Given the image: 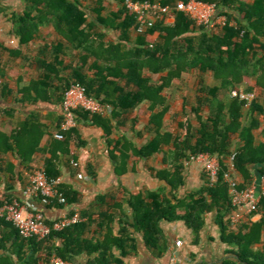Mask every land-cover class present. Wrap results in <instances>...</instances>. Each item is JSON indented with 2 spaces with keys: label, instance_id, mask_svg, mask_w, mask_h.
Here are the masks:
<instances>
[{
  "label": "trees",
  "instance_id": "16d2710c",
  "mask_svg": "<svg viewBox=\"0 0 264 264\" xmlns=\"http://www.w3.org/2000/svg\"><path fill=\"white\" fill-rule=\"evenodd\" d=\"M21 1L23 8L13 10L0 0V17H10L11 35L20 45L8 48L0 41V100L27 107L57 97L63 106L66 92L81 85L88 97L106 108L96 115L77 111V127L69 131L62 130V116L46 161L48 177L59 179L64 160L71 164L75 158L74 147L87 145L81 133L85 121L104 132L119 176L128 172L134 158L158 161L150 171L166 186L123 201L136 211V228L160 257L168 249L163 221H184L197 244L207 220L214 216L220 241L227 247L223 264H264V196L257 211L234 223L236 208L225 179L226 174L236 177L240 190H246L264 177V0H199L215 4L229 24L222 30H207L178 13L173 23L161 19L145 34L137 33V19L125 0H115L117 10L106 7L107 0ZM149 1L166 6L189 0ZM186 75H194L197 85L191 101L183 97L178 112L174 101L181 96ZM234 91L255 93L256 99L243 101L232 96ZM142 106L148 121L140 130ZM16 112L0 105V120L15 126ZM123 128L146 139V144L137 147L121 134ZM34 129V122L27 121L10 136L0 131V153L18 151L30 162L24 137ZM37 150L33 146L31 151ZM201 154L218 157L222 171L216 180L204 172L202 186L182 195L187 163ZM60 189L66 204L56 202L46 208L77 205V191L62 184ZM13 201L0 198L2 204ZM116 201L114 196H101L88 211H121ZM81 217L86 221L53 232L45 240L25 239L12 223L0 218V264H51L55 255L76 263L85 253L90 264H123L114 256V247L122 250V256L128 254V247L124 239L113 238L109 213L100 212L99 219L88 213ZM54 222L46 218L47 224ZM93 224L108 230L103 240L89 238Z\"/></svg>",
  "mask_w": 264,
  "mask_h": 264
},
{
  "label": "crops",
  "instance_id": "0c3cea01",
  "mask_svg": "<svg viewBox=\"0 0 264 264\" xmlns=\"http://www.w3.org/2000/svg\"><path fill=\"white\" fill-rule=\"evenodd\" d=\"M1 1L13 10L23 8L21 0ZM105 6L113 10L118 9L115 0H107ZM11 30L10 17L1 16L0 41L4 42L1 36L7 31L10 34V42H4L5 45L8 48H19V41L11 35ZM0 105L17 109L15 114L17 125L9 126L5 119L0 120V131L8 136L22 129L27 121H32L35 125V129L24 137V151L27 156L29 154L30 162L24 161L18 151L0 153V198L19 200L29 207L35 205L34 211L44 213L51 222L77 213L80 216L88 213L93 219H99L100 212L109 213L112 220L107 223L110 224L113 238L124 239L128 247L125 248L128 252L126 256H122V250L114 247V256L121 259L123 264H170L174 257L186 264H223L227 258L225 254L227 247L220 241V230L214 222V216L207 220L197 244L194 232L185 225L184 221L174 223L163 221L161 227L165 233L168 249L160 257L159 251L147 246L144 233L136 228V211L126 201L131 195L157 191L166 186L164 182L154 178L150 171V167H158L159 163L155 160L134 158L130 162L128 172L119 176L116 172L117 161L112 158L113 148L108 146L104 132L97 126L88 122L86 124L85 121H82L81 133L87 145L79 149L74 147L72 151L75 158H72L71 164L77 162L79 167H72L73 164H68V160H64L61 166L62 176L59 178L62 185L69 186L79 193V202L75 204L76 206L65 207L63 210H51L38 203L27 194V187L30 184V176L38 168L42 166L46 168V161L51 158L50 144L57 137L58 125L64 116L62 103L57 97H52L50 102L40 101L36 105L27 107L12 104L11 101L6 103L3 100H0ZM121 134L139 148L146 144V139H140L129 128H123ZM118 135L119 133H116V137ZM33 146L38 148L34 154L31 151ZM5 148L6 146H3V149ZM116 155L119 156V153ZM204 172L202 164L187 163L186 187L181 194L185 195L187 192L199 189L203 184ZM93 174L95 176H92ZM80 175L83 177L80 178ZM259 179L257 178V181ZM123 190H126V194H123ZM107 195L116 197V202L121 205V211H88L94 207L99 197ZM124 198L126 201H123ZM249 215L240 212V219H247ZM83 221L85 222L86 219ZM107 232L106 228L100 230L98 224H93L89 238L95 242L101 241ZM178 241H182V246L177 245ZM12 259L18 262L17 257ZM76 264H90V257L85 253L76 259Z\"/></svg>",
  "mask_w": 264,
  "mask_h": 264
},
{
  "label": "built area",
  "instance_id": "2783aa9c",
  "mask_svg": "<svg viewBox=\"0 0 264 264\" xmlns=\"http://www.w3.org/2000/svg\"><path fill=\"white\" fill-rule=\"evenodd\" d=\"M126 8L132 12L138 22L137 33L145 34L149 29L156 26L157 22L166 18L168 23L175 21L178 13L188 15L197 27H205L207 30L224 29L229 20L227 16L220 13L219 8L215 4L199 1H179L175 5L164 6L159 1H140L125 0ZM235 25V23H231ZM232 96L240 98L243 101L252 103L256 99L255 93L244 94L234 91ZM63 109L65 114V124L63 131H69L77 127V115L79 110L86 111L92 115L103 113L106 108L100 101L87 96L85 89L81 85H73L65 94ZM235 160V156L232 161ZM192 163L202 164L205 172L210 174L213 180L218 178L222 171L219 158L210 154H201L191 158ZM73 166L79 167V163L72 162ZM83 176L80 175V178ZM226 182L230 187V194L236 212L233 216V222L238 223L240 212L251 214L259 208L262 196H264V177H261L246 190H240L239 180L230 174L225 176ZM60 179H50L44 166L38 168L30 176V184L27 187V194L41 201V205L48 206L56 202L63 205L66 199L60 189ZM35 205L31 207L23 204L19 200L13 202L0 203V218L12 223L19 231L20 235L25 239L37 238L45 240L53 232H61L65 229L82 222V217L77 213L73 216H64L54 222L53 225L46 223L45 214L34 211ZM178 246H182V241L177 242ZM51 264H76L72 261H66L57 255L53 256ZM170 264H186L178 260L177 257L171 259Z\"/></svg>",
  "mask_w": 264,
  "mask_h": 264
},
{
  "label": "rangeland",
  "instance_id": "374dc122",
  "mask_svg": "<svg viewBox=\"0 0 264 264\" xmlns=\"http://www.w3.org/2000/svg\"><path fill=\"white\" fill-rule=\"evenodd\" d=\"M1 39L6 43L10 42V34L5 31L4 35L1 36ZM197 85V78L194 75H186L185 76V84L180 87V98L175 100V106L176 111L181 112L182 111V104H183V97L189 98V101H191L192 95L195 91ZM138 115L140 118V125H138V129H143L144 126L147 124L148 121V112L145 106H142L140 110L138 111ZM169 119L170 116H167ZM175 125H177L175 123Z\"/></svg>",
  "mask_w": 264,
  "mask_h": 264
}]
</instances>
